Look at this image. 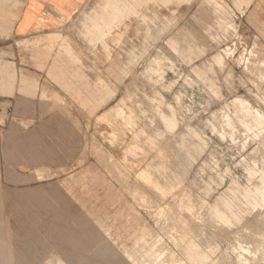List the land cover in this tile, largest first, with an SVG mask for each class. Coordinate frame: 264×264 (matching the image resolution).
Returning a JSON list of instances; mask_svg holds the SVG:
<instances>
[{
  "label": "rangeland",
  "instance_id": "374dc122",
  "mask_svg": "<svg viewBox=\"0 0 264 264\" xmlns=\"http://www.w3.org/2000/svg\"><path fill=\"white\" fill-rule=\"evenodd\" d=\"M65 29L97 85L59 96L97 108L0 118V264H264V0H85Z\"/></svg>",
  "mask_w": 264,
  "mask_h": 264
},
{
  "label": "crops",
  "instance_id": "0c3cea01",
  "mask_svg": "<svg viewBox=\"0 0 264 264\" xmlns=\"http://www.w3.org/2000/svg\"><path fill=\"white\" fill-rule=\"evenodd\" d=\"M84 1L0 0V118L95 115L78 112L86 109L77 105L85 99L59 96L66 95L67 86L97 85L95 79L79 75L78 65L66 56V43L60 45L66 23ZM87 107L97 108L96 94ZM28 110L30 115L24 113Z\"/></svg>",
  "mask_w": 264,
  "mask_h": 264
}]
</instances>
